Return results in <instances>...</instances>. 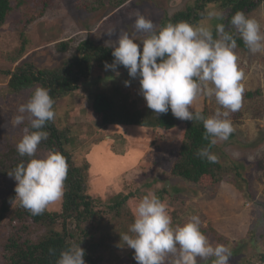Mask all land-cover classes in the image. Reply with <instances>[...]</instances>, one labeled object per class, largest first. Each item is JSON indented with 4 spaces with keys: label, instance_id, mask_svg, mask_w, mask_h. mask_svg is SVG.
Listing matches in <instances>:
<instances>
[{
    "label": "rangeland",
    "instance_id": "obj_1",
    "mask_svg": "<svg viewBox=\"0 0 264 264\" xmlns=\"http://www.w3.org/2000/svg\"><path fill=\"white\" fill-rule=\"evenodd\" d=\"M20 1L11 0L13 8L0 25V47L6 50L19 44L14 26L20 24L19 28L24 29L28 36L26 51L19 61L10 63L0 60V137L22 138L26 123L30 121L26 118L19 126H14L12 121L20 114L19 107L28 102L35 89L42 88L37 85L9 94L6 89L9 76L4 74L3 69L14 70L25 60L33 63L35 68L59 66L63 59L72 57L78 45L86 39L112 47L118 36L127 32L139 43L150 34L136 33L134 21L138 15L152 20L157 30L160 20L183 9L191 0H128L119 7L108 4L95 11L83 8L80 5L83 0H51L42 14L33 7L32 0L23 4ZM210 8L223 14L215 5ZM24 11L37 14L28 25L20 22L25 17ZM250 17L255 18L264 31V1ZM210 23L213 28L220 20L213 19ZM109 32L114 34L109 36ZM59 41L69 43L67 51L57 48ZM235 52L239 67L245 74L241 81L244 87L242 106L229 116L234 132L226 141L216 144L221 162L229 168L213 187L193 183L171 172L183 140L186 121L180 120L175 128L168 130L120 124L105 128L101 125L92 110V93L112 84L125 86L123 68L116 69L120 73L116 77L113 70H105L95 64L89 77L83 78L76 90L56 96L54 122L56 127L68 132L69 141L65 147L73 154L75 162L78 165L88 164V192L104 201V204L97 205L98 210L107 216V226L113 222V215L107 210L111 197L118 193L128 196L124 207L134 218L135 206L151 191L157 197L162 195L170 215L169 208L175 205L176 212H183V223L179 225L186 223L192 215H198L207 229L210 243L213 246L223 244L230 249L232 256L229 264H255L259 261L255 251L264 246V53L252 54L247 48L239 46ZM107 77L115 78L109 82ZM128 90L130 97L127 105L139 107L146 104L140 93L139 79L131 82ZM257 90L260 92L256 93ZM250 91L255 93L249 96ZM217 107L214 98L201 97L194 102L192 109L206 108L208 115L212 116ZM24 115L27 116L26 113ZM3 146L2 140L0 150ZM47 154L43 152L40 158ZM234 163L243 166L241 179L235 175ZM16 183L14 178L0 175V207L3 199L14 191ZM136 187L139 190L134 193ZM62 201L63 197L48 208L59 211ZM221 236L229 242L220 240ZM119 254L134 259L131 248L126 247ZM171 259L169 257V261ZM212 259L209 258L207 264H212ZM198 264L205 262L198 259Z\"/></svg>",
    "mask_w": 264,
    "mask_h": 264
},
{
    "label": "clouds",
    "instance_id": "obj_2",
    "mask_svg": "<svg viewBox=\"0 0 264 264\" xmlns=\"http://www.w3.org/2000/svg\"><path fill=\"white\" fill-rule=\"evenodd\" d=\"M213 19H223L222 12L206 10L198 24L168 23L157 31L152 20L138 15L134 21L136 33L150 35L138 43L127 32L121 33L112 45L114 60L111 64L105 62V70H113L118 77L120 73L116 69L123 66L130 77L138 78L140 93L155 114L171 110L179 120L202 121L204 139L210 143L198 150L197 155L210 163H218L219 157L211 148L226 141L234 132L229 116L242 106L241 81L245 74L235 52L236 37L242 39L252 54L264 53V31L255 18L238 11L229 22L235 35L226 31L225 24L218 23L214 36L210 23ZM114 78L106 80L110 82ZM124 83L130 86V81ZM201 97L215 99L218 107L214 115L206 118L202 110L192 109ZM54 103L47 89L36 88L12 121L14 126H19L27 118L31 129L35 130L25 128V134L16 145L19 156L30 159L8 172L17 182L12 203L18 200L33 216L43 214L50 204L62 199L68 174L66 159L59 152L49 151L46 157L35 158L38 146L49 136L42 129L56 117ZM133 214L134 222L128 233L121 235V240L134 250L137 264H198V259L207 264L209 258H214L212 264H229L230 249L223 244L210 243L201 231L198 215H192L183 225L173 226L166 203L151 191L139 200ZM84 257L85 250L73 244L60 253L57 264H86Z\"/></svg>",
    "mask_w": 264,
    "mask_h": 264
},
{
    "label": "trees",
    "instance_id": "obj_3",
    "mask_svg": "<svg viewBox=\"0 0 264 264\" xmlns=\"http://www.w3.org/2000/svg\"><path fill=\"white\" fill-rule=\"evenodd\" d=\"M27 1L30 0H21L20 2L23 4ZM126 1L128 0H83L80 5L87 10L95 11L108 4L119 7ZM263 1L191 0L183 9L160 20L159 29L168 23L175 24L180 21L198 24L204 19L206 10H211V5H215L223 11V19H220V23L225 24L226 31H231L235 35V29L229 23L232 16L241 11L250 17V14L258 9ZM50 2L51 0L31 1L33 7L39 10L40 14L45 12ZM12 8L11 0H0V25L5 22L6 16ZM24 16L20 22L28 25L35 20L37 14L24 11ZM19 27H21L20 24L14 26L19 44L15 48L7 50L0 47V60L16 63L24 55L28 36L25 30ZM213 34L215 36V26ZM236 38L239 47L247 48L242 39L238 36ZM56 46L61 51H67L69 43L59 41ZM112 51L111 46L86 39L78 45L76 53L70 58L63 59L59 66L35 68L33 63L22 61L14 70L3 69L4 74L9 76L7 92L17 94L38 85L47 89L54 100L60 93L76 90L80 81L89 77L95 64L104 68L105 62L111 64L114 60ZM118 68L125 70L122 80L125 79L130 83L138 80V78L130 77L128 70L123 66ZM255 92L259 93L260 91ZM255 92L250 91L248 95H253ZM129 97L128 86L119 84L99 88L92 93V110L99 117L103 127L120 124L168 130L179 124L180 120L172 115L171 110L166 114L157 115L147 107V104L139 107L127 105L126 101ZM196 109L199 108H193V110ZM200 110L206 118L209 117L206 108ZM26 124L29 131H35L31 129L30 122ZM42 130L47 131L49 136L38 146L35 158H40V154L43 152L56 151L65 157L68 165L62 208L59 211H52L47 207L43 214L33 216L20 206L18 200L14 204L12 203L16 196L15 191L3 199L0 207V256L2 257L0 264H57L60 253L73 244L80 245L85 250L86 264H137L135 259L124 258L119 254L127 247L123 244L121 235L128 233L129 226L134 222L132 213L124 207L128 196L118 193L108 200L107 210L112 213L113 222H111V226H107V216L98 210L104 201L88 192L90 187L88 164L78 165L73 154L65 147L69 141L68 132L56 127L54 121L48 122ZM204 136L205 129L202 121H186L183 140L171 172L177 177L193 183L213 187L222 180L229 167L221 162L220 155L216 152L217 145L213 146L211 151L219 157L218 163H210L206 158H200L197 155L198 150L208 147L210 143L209 140L204 139ZM2 137L0 138L3 140L4 146L0 150V175L9 176L8 172L13 171L18 164L27 162L30 158L20 157L16 151V145L21 137ZM233 166L237 179H241L243 166L240 163H234ZM239 187L243 189L242 186ZM138 190L139 188L136 187L133 192L136 193ZM159 198L161 201L163 200L162 195ZM169 209L173 225L182 224L181 215L183 212L175 211L177 205ZM201 231L207 235V229L202 224ZM221 239L229 242L222 236ZM50 250L52 251L50 252ZM255 254L259 258L255 264H264V246L260 251H255Z\"/></svg>",
    "mask_w": 264,
    "mask_h": 264
}]
</instances>
